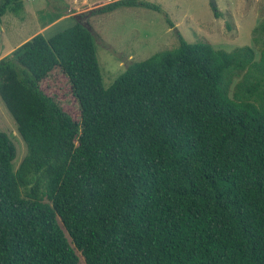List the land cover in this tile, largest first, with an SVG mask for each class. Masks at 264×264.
Returning <instances> with one entry per match:
<instances>
[{"label":"trees","instance_id":"trees-1","mask_svg":"<svg viewBox=\"0 0 264 264\" xmlns=\"http://www.w3.org/2000/svg\"><path fill=\"white\" fill-rule=\"evenodd\" d=\"M122 5L158 10L93 12ZM22 7L1 0L0 15ZM177 36L106 86L78 20L0 58L26 145L14 167L0 131V264H264V46L254 59ZM50 74L77 118L42 88Z\"/></svg>","mask_w":264,"mask_h":264},{"label":"rangeland","instance_id":"rangeland-1","mask_svg":"<svg viewBox=\"0 0 264 264\" xmlns=\"http://www.w3.org/2000/svg\"><path fill=\"white\" fill-rule=\"evenodd\" d=\"M108 1L112 0H23V7L16 14L6 10L0 15V58L34 33L47 35L77 20L92 33L105 86L129 61L174 47L178 43L177 32L188 41H206L226 51L248 45L253 48L254 59L264 46V0H215L218 16L209 0H146L157 5L158 10L122 5L93 12ZM57 75L54 76L59 79ZM239 79L240 76L233 77L232 84ZM52 82L50 74L41 86L55 94L62 107L77 118V104L66 85L62 86L64 90L54 92ZM0 131L7 133L15 146L16 167L26 145L1 99Z\"/></svg>","mask_w":264,"mask_h":264},{"label":"water","instance_id":"water-1","mask_svg":"<svg viewBox=\"0 0 264 264\" xmlns=\"http://www.w3.org/2000/svg\"><path fill=\"white\" fill-rule=\"evenodd\" d=\"M211 6L216 7V1L215 0H209Z\"/></svg>","mask_w":264,"mask_h":264}]
</instances>
